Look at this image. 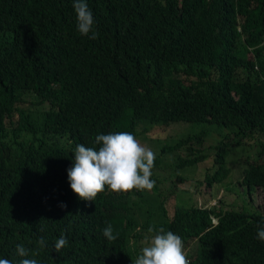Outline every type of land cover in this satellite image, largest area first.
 I'll list each match as a JSON object with an SVG mask.
<instances>
[{"label": "trees", "instance_id": "trees-1", "mask_svg": "<svg viewBox=\"0 0 264 264\" xmlns=\"http://www.w3.org/2000/svg\"><path fill=\"white\" fill-rule=\"evenodd\" d=\"M86 2L95 40L77 31L73 0H0V259L133 264L154 234L148 229L163 227L182 238L184 250L193 245L186 254L192 264H264V242L256 238L264 210L224 209L221 202L174 205L168 215L160 204L163 220L151 207L139 222L133 198L147 190L106 187L84 201L67 176L76 145L97 148L98 134L114 132L137 138L139 125L155 123L226 130L207 147L209 157L203 130L160 147L150 192L163 199L162 155L183 148L172 159L175 169L211 158L214 172L202 180L210 188L215 176L227 177L225 157L242 139H260L264 153V0ZM243 165L237 185L264 193V163ZM120 204L124 211L116 213ZM108 223L115 241L102 235ZM61 234L68 245L58 253L53 244ZM18 244L27 257L16 253Z\"/></svg>", "mask_w": 264, "mask_h": 264}, {"label": "clouds", "instance_id": "clouds-1", "mask_svg": "<svg viewBox=\"0 0 264 264\" xmlns=\"http://www.w3.org/2000/svg\"><path fill=\"white\" fill-rule=\"evenodd\" d=\"M76 14L77 31L82 36L95 40L99 33L94 30V17L86 0H73ZM91 33V35H89ZM97 148L78 144L73 150V164L67 170L70 188L79 199L95 201L97 195L105 188L114 193H129L137 191H151L155 181L151 179L152 169L156 159L155 153L140 144L130 132H114L98 134L95 137ZM65 208V204L60 205ZM146 237V246L133 264H190L184 251V243L180 236L172 231H165L161 227L158 231L150 227ZM102 235L108 241H115L111 223L102 230ZM256 238L264 242V223L257 227ZM37 244L44 248L47 241L44 237L37 240ZM68 245V239L61 234L54 241L53 249L60 252ZM20 257H27L29 249L18 244L15 249ZM0 264H12L9 259H0ZM19 264H38L36 259H22Z\"/></svg>", "mask_w": 264, "mask_h": 264}, {"label": "rangeland", "instance_id": "rangeland-1", "mask_svg": "<svg viewBox=\"0 0 264 264\" xmlns=\"http://www.w3.org/2000/svg\"><path fill=\"white\" fill-rule=\"evenodd\" d=\"M202 130L207 134L204 138L202 148L207 153L206 156L209 157L211 150L207 147L212 146L220 139L223 133H226V130L223 131V128H218L214 124L195 125L175 122L169 124L168 127H162L160 123L150 124L144 127L139 125L136 139L141 145L151 149L156 156L159 154L158 151L163 145L171 146L177 141L197 134ZM260 141V139L256 141L242 139L240 145L234 146L232 149L230 148L231 150H229L225 157L226 168L228 169L227 177L221 179V175L215 176L213 179L214 183L210 188L202 180L205 174L208 173L210 177L214 172L211 169V158L205 159L201 163L193 166L175 169V163H172V159L177 155L182 157L184 155L183 148L171 152L169 156L162 155L158 167L162 168L164 176L158 187L160 192H162L161 194L168 193L164 194L167 195V199H163L161 196L150 191L144 192L141 198H133L135 201L133 206L135 208L136 218L139 222L147 221L145 210L151 207H157L158 217L163 220L160 204L164 206L168 215L171 214L174 205H195L197 207L203 205L204 207L217 208L221 202L224 205V209H238L248 212L264 210V198L262 196L264 193L262 191L250 189L247 192L244 185H240V187L237 185L239 181L237 179V173L240 166L242 168L245 167L243 164H246V162L256 164L264 163V153H259L261 148L259 146ZM188 144L189 142L186 145L188 146ZM177 176L182 181H178L176 179ZM171 191L174 193H171ZM114 211L116 213H122L124 211V205L114 206ZM144 246L146 244L142 247ZM188 248V250H184L186 254L193 249V245L190 243ZM187 259L192 264L193 258Z\"/></svg>", "mask_w": 264, "mask_h": 264}, {"label": "built area", "instance_id": "built-area-1", "mask_svg": "<svg viewBox=\"0 0 264 264\" xmlns=\"http://www.w3.org/2000/svg\"><path fill=\"white\" fill-rule=\"evenodd\" d=\"M212 223H215V220L214 219H212Z\"/></svg>", "mask_w": 264, "mask_h": 264}]
</instances>
